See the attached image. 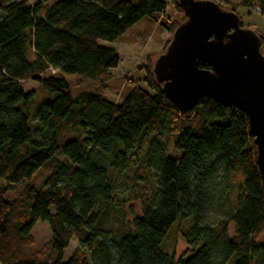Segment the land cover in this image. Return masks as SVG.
I'll return each mask as SVG.
<instances>
[{"label": "trees", "instance_id": "trees-1", "mask_svg": "<svg viewBox=\"0 0 264 264\" xmlns=\"http://www.w3.org/2000/svg\"><path fill=\"white\" fill-rule=\"evenodd\" d=\"M216 3L264 16V0ZM170 6L179 18L167 25ZM143 18L171 37L185 20L177 0H0V264H264V190L245 114L208 99L178 111L153 63L139 68L120 104L105 98L119 57L100 42H117ZM255 33L264 56V34ZM66 76L93 89L74 95ZM26 81L51 100L37 104ZM160 135L181 155L142 151L143 140ZM135 159L157 188L150 199L132 194L140 214L114 225L112 174ZM37 223L51 233L39 247ZM178 226L192 254L176 259L163 243ZM74 237L79 245L65 258Z\"/></svg>", "mask_w": 264, "mask_h": 264}, {"label": "water", "instance_id": "water-1", "mask_svg": "<svg viewBox=\"0 0 264 264\" xmlns=\"http://www.w3.org/2000/svg\"><path fill=\"white\" fill-rule=\"evenodd\" d=\"M185 20L152 65L155 81L182 113L200 100L245 114L264 190V56L258 35L211 0H177ZM208 65L209 69L199 67Z\"/></svg>", "mask_w": 264, "mask_h": 264}, {"label": "rangeland", "instance_id": "rangeland-1", "mask_svg": "<svg viewBox=\"0 0 264 264\" xmlns=\"http://www.w3.org/2000/svg\"><path fill=\"white\" fill-rule=\"evenodd\" d=\"M53 1L55 0H16V2L25 3L28 7L40 2L49 4ZM213 1L216 2V0ZM230 1L233 4L235 3V0ZM236 12L240 18L243 29L264 34V16L260 15L256 10L238 6ZM167 16L168 19L166 18L163 20L167 25L179 18L178 14L174 12L171 6L167 9ZM169 40H171V35L165 31V29L152 23L148 18H143L130 28L117 42L111 44L100 42V46L114 49L119 57L118 67L110 72L111 79L104 87L105 98L114 104H120L129 87V81L133 80L137 82L142 78L143 73L139 68L149 63H154V61L163 54ZM66 78L71 92L74 95L81 91L93 89L91 83L84 82L81 84L77 81V77L75 76H66ZM21 86L25 93L34 92L36 94L37 104L43 101V103H46L52 98L49 95H42L38 84L33 81L21 83ZM149 146H158L162 148L170 158H176L179 154L181 155V152L174 150L172 137L167 135L150 137L143 140L141 144L142 151L145 152L148 150ZM142 155L143 153L141 156ZM143 171L146 173L143 174ZM44 176L45 173L39 172L36 182L41 183ZM112 185L118 207L116 211L109 215L108 222L118 225L122 219L127 221L131 219V215L138 216L140 214L141 206L139 200H129V197L132 194L138 196L141 192H144L147 199L152 198L157 188V178L153 171L146 170L143 162L139 160L136 161L135 159L132 165H129L124 171H117L112 174ZM232 232V225L229 224V237L232 236ZM31 235L34 239L35 247H39L46 243L51 237L49 227L45 223H37ZM263 240L264 232L260 235L258 242H262ZM78 245L79 240L77 237H74L69 247L65 250V258H68ZM163 249L167 253L174 255L176 259L184 255L188 257L192 254V249L187 246L179 233V226L169 232L163 243Z\"/></svg>", "mask_w": 264, "mask_h": 264}]
</instances>
